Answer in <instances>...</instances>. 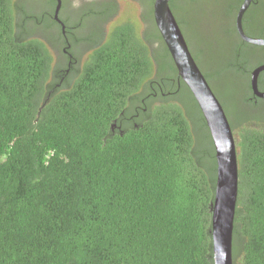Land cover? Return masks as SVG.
Returning <instances> with one entry per match:
<instances>
[{"label": "trees", "instance_id": "trees-1", "mask_svg": "<svg viewBox=\"0 0 264 264\" xmlns=\"http://www.w3.org/2000/svg\"><path fill=\"white\" fill-rule=\"evenodd\" d=\"M45 2L36 12L0 0V264H214V146L155 23L141 36L130 21L106 31L117 2L83 0L76 13L92 52L58 85L48 46L26 28L43 13L59 40L56 1ZM241 2L169 5L237 140L233 264H264V98L250 87L264 46L238 35ZM242 24L264 38V0H252ZM152 87L157 102L137 125L114 129L140 97L151 101Z\"/></svg>", "mask_w": 264, "mask_h": 264}, {"label": "water", "instance_id": "water-1", "mask_svg": "<svg viewBox=\"0 0 264 264\" xmlns=\"http://www.w3.org/2000/svg\"><path fill=\"white\" fill-rule=\"evenodd\" d=\"M52 14L64 32V22L59 16L62 0H55ZM171 0L153 1L155 26L172 58L178 78L193 95L209 130L216 160L215 195L211 206V235L214 264H233L232 238L235 207L238 192L237 140L224 108L197 65L184 34L170 8ZM252 0H242L235 15V27L240 38L248 43L264 46V38L252 37L243 29V15ZM264 71V63L250 72L252 93L264 98L258 88V76Z\"/></svg>", "mask_w": 264, "mask_h": 264}, {"label": "flooded vegetation", "instance_id": "flooded-vegetation-1", "mask_svg": "<svg viewBox=\"0 0 264 264\" xmlns=\"http://www.w3.org/2000/svg\"><path fill=\"white\" fill-rule=\"evenodd\" d=\"M78 6H73V5L69 6V9H71V11L69 13H66L64 17L65 18L64 21L62 20L65 25L64 32H62L60 26L59 40L63 43V46L61 48L63 64L58 67V71H57V76H59L58 85L61 82H63L64 79L66 80L70 79L75 74V72L80 69V67L84 64L85 60L87 59V57L92 52V49L90 47H87L83 50L82 53L81 47H83L85 43L91 42L94 36L93 34L88 35L90 33L88 31H87L88 34L84 36L81 34L82 17L79 13H76ZM36 16L39 17L38 14ZM41 17L42 18L37 19V23L45 22V20H43L45 14L42 13ZM51 19L53 20L52 15H51ZM110 21L108 23H110ZM57 24L60 25L59 23ZM179 83L180 82L178 80V84ZM151 89L153 94V96L151 95L150 97V99L152 98L151 101L148 102L144 96L140 97L139 100L133 104L131 111L130 112L128 111L127 113H124V115H122L120 123L116 124V126H113L114 129L117 128L119 129L121 128V125H123L124 123L129 124L130 122H133L135 118L141 117L142 113H144L147 110L148 104L157 102L155 101L156 99H158L157 90L154 87H152ZM133 123L134 126L137 125L136 122Z\"/></svg>", "mask_w": 264, "mask_h": 264}, {"label": "rangeland", "instance_id": "rangeland-1", "mask_svg": "<svg viewBox=\"0 0 264 264\" xmlns=\"http://www.w3.org/2000/svg\"><path fill=\"white\" fill-rule=\"evenodd\" d=\"M83 0H66L67 2V7L64 10V14L69 13L71 11V9H69V6L73 5V6H78L82 3ZM118 4V12L115 15V17L110 21V23H108L106 25V31H108L111 27L126 22V21H130L133 22L137 28V32L138 34L141 36L144 34L147 26L150 28H154V23L150 20L148 21V23H146L145 19H144V13L146 14L147 12V3L144 1V3L146 5H143V1L142 0H115ZM24 3H28L29 6L32 8L35 6V11L39 12L43 6H45L46 2L45 0H36V2H33V0H24ZM71 4V5H69ZM34 9V8H32ZM16 16L17 18H20V15L18 12H16ZM47 22V21H45ZM45 22L43 23H33V22H28L26 24V28L29 30V33L31 34L32 37L38 38L40 40H42L43 42H45V44L48 46L51 55H52V65L54 67L56 66H61L63 64V58H62V51L60 49V46L62 45L61 42L56 39L57 37V31L54 27V25H47L45 24ZM88 24V21H86L85 26ZM20 30H22V28H20ZM88 29L84 30L83 33L87 32ZM81 33V34H83ZM52 43V44H51ZM152 46H154V44H152ZM190 49L192 51H194L196 48V46L191 43L190 45ZM82 49V53H83V47H81ZM81 54V53H80ZM83 58V55H82ZM229 93V92H226ZM221 101L224 102L222 100V97L220 96V94H218ZM226 111V110H225ZM228 112H226V115L228 117V115L230 116V112L229 109H227ZM229 118V117H228ZM229 120V119H228ZM241 257L238 258V263Z\"/></svg>", "mask_w": 264, "mask_h": 264}]
</instances>
